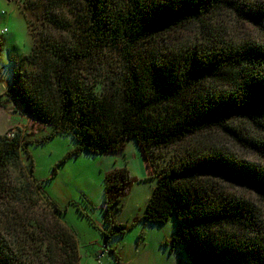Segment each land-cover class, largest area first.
<instances>
[{"label":"trees","instance_id":"16d2710c","mask_svg":"<svg viewBox=\"0 0 264 264\" xmlns=\"http://www.w3.org/2000/svg\"><path fill=\"white\" fill-rule=\"evenodd\" d=\"M236 3L30 0L26 8L42 6L41 19L28 22L34 44L21 61L32 70H13L7 94L40 128L51 131L37 140L21 129L0 134V264H78L74 231L34 176L32 161L23 160L30 144L62 132L75 138V154L119 151L129 140L141 147L157 182L140 219L163 224L175 214L173 241L182 244L189 264H264L263 209L239 193L216 188L212 180L244 183L264 201V168L235 157L209 134L224 128L236 141L264 153V141L246 139L240 124L230 121L264 110V74L239 70L232 76L247 60H264V50L228 46L223 40L215 46H167L162 55L137 51L142 39L178 31L188 20L208 28L207 18ZM219 78L233 80L232 88L220 94L209 90L206 81ZM188 136L195 139L183 154L157 171L154 149ZM104 180L109 225L104 235L123 236L128 226L115 215L132 178L127 167H119ZM41 202L46 215L37 209Z\"/></svg>","mask_w":264,"mask_h":264},{"label":"rangeland","instance_id":"374dc122","mask_svg":"<svg viewBox=\"0 0 264 264\" xmlns=\"http://www.w3.org/2000/svg\"><path fill=\"white\" fill-rule=\"evenodd\" d=\"M36 1L37 4L43 2ZM236 2V6L222 7L207 18L205 21L211 23L208 28L200 20H188L182 23L178 31L159 32L142 39L137 51L147 55H162V50L167 46L191 48L195 44L204 47L208 43L215 46L223 40L228 46L233 44L239 48L264 50V0ZM28 3L30 0H5L8 7L0 8V26L7 28L5 33L0 30V134L21 129L22 132L34 134L32 137L37 140L49 133L51 128H40L41 124L25 113L24 107L15 105L7 94L8 87L12 84L13 70H32L30 65H25L24 62L21 64V61L34 44L28 22L38 21L42 6L36 4L32 8H26ZM13 19L18 22L17 30L26 36L25 44L17 42L15 32L8 28ZM202 30L208 31V37L202 35ZM209 32L216 35L209 36ZM209 38L212 41L206 40ZM259 59L262 61L247 60L242 69H234L232 76L239 70L253 71L257 74L255 76L264 74V60ZM232 84L233 80L229 79L206 81L207 88L216 94L230 90ZM230 121L240 124L247 134L246 139L264 141V125H261L264 122V110L255 117L238 116ZM209 134L214 135L211 140H216L219 146L229 150L235 157L264 168L263 152L236 141L224 128L218 127ZM194 139L195 136H188L174 145L154 149L152 160L156 170L163 172L169 168L177 159V154H183L184 147ZM134 143V140H129L122 150L115 152L83 150L75 154V138L62 132L42 143L30 144L28 154L23 153L25 164L30 165L32 161L34 176L41 183L45 194L61 211L62 221L75 233L78 241V264H107L108 259L111 260L109 264H189L182 244L173 241L177 226L175 214L163 224H151L140 219L157 177L151 176L149 167ZM115 167H127L132 178L131 186L122 196L123 206L115 215L116 220L127 224L128 230L123 236L105 237L104 233H108L109 227L105 208L103 209L104 179L106 173ZM212 180L216 188L231 194L239 193L245 199L250 198L264 212V201L251 187L219 176ZM37 209L41 214H47L43 202ZM102 250L105 254L99 257Z\"/></svg>","mask_w":264,"mask_h":264},{"label":"clouds","instance_id":"9594fccd","mask_svg":"<svg viewBox=\"0 0 264 264\" xmlns=\"http://www.w3.org/2000/svg\"><path fill=\"white\" fill-rule=\"evenodd\" d=\"M8 5L5 4V0H0V8H7ZM17 21L16 20H11L9 22L8 28L11 29L12 31L15 32V40L19 42L20 44H25L26 43V36L23 32H20L17 30ZM4 26H0V30H3Z\"/></svg>","mask_w":264,"mask_h":264},{"label":"crops","instance_id":"0c3cea01","mask_svg":"<svg viewBox=\"0 0 264 264\" xmlns=\"http://www.w3.org/2000/svg\"><path fill=\"white\" fill-rule=\"evenodd\" d=\"M134 145L136 146V148H137V151H138V153H140L141 155H142V157H143V160L146 162V158H145V156H144V153H143V150L141 149V147L138 145V144H136V143H134ZM147 164V163H146ZM115 168H117V167H115ZM114 169V168H113ZM148 168H147V175H148ZM105 208V205L103 204V209ZM118 221V220H117ZM118 222H121V221H118ZM108 225V224H107ZM108 227H109V225H108ZM107 264H109V263H111V260L110 259H108V261L106 262Z\"/></svg>","mask_w":264,"mask_h":264},{"label":"built area","instance_id":"2783aa9c","mask_svg":"<svg viewBox=\"0 0 264 264\" xmlns=\"http://www.w3.org/2000/svg\"><path fill=\"white\" fill-rule=\"evenodd\" d=\"M7 30V28H4L3 29V32H5ZM9 135H13V131H10L9 132ZM105 254V252H104V250H102L101 252H100V254H99V257H101V256H103Z\"/></svg>","mask_w":264,"mask_h":264},{"label":"water","instance_id":"95a60500","mask_svg":"<svg viewBox=\"0 0 264 264\" xmlns=\"http://www.w3.org/2000/svg\"><path fill=\"white\" fill-rule=\"evenodd\" d=\"M20 108H23V106H22V105H20Z\"/></svg>","mask_w":264,"mask_h":264}]
</instances>
